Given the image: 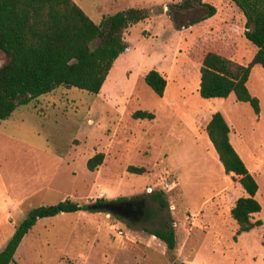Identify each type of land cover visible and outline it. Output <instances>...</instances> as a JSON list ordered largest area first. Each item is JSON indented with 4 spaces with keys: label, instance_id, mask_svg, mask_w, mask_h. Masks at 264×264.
Wrapping results in <instances>:
<instances>
[{
    "label": "rangeland",
    "instance_id": "1",
    "mask_svg": "<svg viewBox=\"0 0 264 264\" xmlns=\"http://www.w3.org/2000/svg\"><path fill=\"white\" fill-rule=\"evenodd\" d=\"M75 1L97 23L132 7L151 15L125 29L128 47L99 93L60 86L0 120V250L37 206L144 198L147 213L136 221L93 207L40 218L11 264H264V67L255 65L248 82L260 115L234 94L199 93L207 51L253 59L243 12L232 0H204L216 13L191 24L207 11L179 8L183 0ZM7 61L0 50V67ZM151 69L167 79L162 97L144 79ZM137 110L155 117L134 118ZM216 111L259 184L254 219L263 224L240 234L231 209L246 191L207 134ZM98 152L104 161L90 170ZM130 165L145 171L129 172ZM155 229L174 230L175 248Z\"/></svg>",
    "mask_w": 264,
    "mask_h": 264
},
{
    "label": "trees",
    "instance_id": "2",
    "mask_svg": "<svg viewBox=\"0 0 264 264\" xmlns=\"http://www.w3.org/2000/svg\"><path fill=\"white\" fill-rule=\"evenodd\" d=\"M246 19L245 36L257 51L249 63L239 62L215 51H207L200 68L199 93L203 98H227L234 94L237 101L248 102L260 115V99L253 95L248 82L255 65L264 67V0H232ZM204 7L206 15L191 22L213 16L217 9L204 0H183L179 8ZM151 15L147 8H128L105 15L95 22L75 0H0V50L8 61L0 67V120L9 118L19 105L47 94L60 86L77 87L99 93L116 59L127 49L124 31ZM146 83L163 96L166 77L151 69ZM134 118L153 119L148 110H137ZM220 161L227 173L240 176L246 191L231 209L239 227L237 233L263 224L254 219L262 205L256 198L259 184L230 140V126L220 111L213 113L206 126ZM98 152L87 166L95 170L104 161ZM129 172L142 173L144 167L130 165ZM156 199L166 204L164 193ZM98 202H103L102 199ZM88 205L72 200L40 205L31 209L16 226L6 246L0 250V264H11L24 237L40 218L60 212L86 210ZM152 233L165 241L170 249L176 246L174 230L155 229Z\"/></svg>",
    "mask_w": 264,
    "mask_h": 264
},
{
    "label": "flooded vegetation",
    "instance_id": "3",
    "mask_svg": "<svg viewBox=\"0 0 264 264\" xmlns=\"http://www.w3.org/2000/svg\"><path fill=\"white\" fill-rule=\"evenodd\" d=\"M117 204L121 205L122 214H118L123 218H127L132 221L140 220L146 213L147 208L144 198H128L125 200H113ZM105 202H97L94 206H99Z\"/></svg>",
    "mask_w": 264,
    "mask_h": 264
},
{
    "label": "water",
    "instance_id": "4",
    "mask_svg": "<svg viewBox=\"0 0 264 264\" xmlns=\"http://www.w3.org/2000/svg\"><path fill=\"white\" fill-rule=\"evenodd\" d=\"M98 208V209H107V210H110L111 212L115 213V214H122V208H121V205L117 204L116 202L114 201H110V202H106V203H103L99 206H94V205H88V209L89 208Z\"/></svg>",
    "mask_w": 264,
    "mask_h": 264
},
{
    "label": "crops",
    "instance_id": "5",
    "mask_svg": "<svg viewBox=\"0 0 264 264\" xmlns=\"http://www.w3.org/2000/svg\"><path fill=\"white\" fill-rule=\"evenodd\" d=\"M225 119L227 120V118H225ZM229 135H230V140H232V139H231V132H230V134H229ZM231 142H232V141H231Z\"/></svg>",
    "mask_w": 264,
    "mask_h": 264
}]
</instances>
